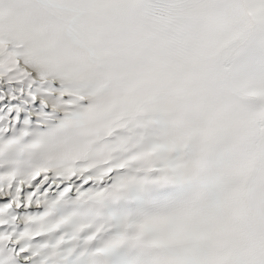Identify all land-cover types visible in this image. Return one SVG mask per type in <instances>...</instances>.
Returning <instances> with one entry per match:
<instances>
[{
  "label": "snow or ice",
  "instance_id": "obj_1",
  "mask_svg": "<svg viewBox=\"0 0 264 264\" xmlns=\"http://www.w3.org/2000/svg\"><path fill=\"white\" fill-rule=\"evenodd\" d=\"M0 264H264V0H0Z\"/></svg>",
  "mask_w": 264,
  "mask_h": 264
}]
</instances>
